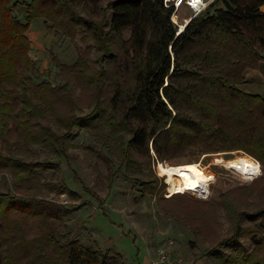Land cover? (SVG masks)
Instances as JSON below:
<instances>
[{
  "label": "trees",
  "instance_id": "trees-1",
  "mask_svg": "<svg viewBox=\"0 0 264 264\" xmlns=\"http://www.w3.org/2000/svg\"><path fill=\"white\" fill-rule=\"evenodd\" d=\"M104 1L109 19L97 21L78 12L102 11ZM18 4L25 9V23L14 14ZM263 4L264 0H216L192 16L184 5L174 10L163 0H0V134L7 131L3 119L15 95L21 98L17 125L24 128L16 134L26 148L41 147L60 158L74 129L101 131L118 153L117 171L123 170L126 181L136 183L142 195L154 196L160 206L175 199L190 203L175 189L177 193L161 197L156 179H142L151 163L175 167L180 160H188L182 164L188 165L202 155L241 151L264 169V95L241 89L245 73L264 62ZM39 19L47 30L69 41H90L99 52L96 62L102 63L94 75L86 74L83 56L88 58L89 45L72 66L60 67V73L75 68L76 79L91 83L96 92L86 115L56 117L59 133L47 125L30 129L34 124L28 120L43 119L44 109L52 107L47 99L51 83L32 86L17 76L19 71L36 70L28 59L26 33ZM178 26L183 28L179 33ZM16 85L21 93L13 90ZM241 158L255 162L247 157L232 160ZM55 171L56 163L26 162L4 155L0 148V264H125L121 254L91 249L68 233H61L65 241L60 243L51 225L49 233L34 238L20 229V221L60 222L74 210L38 197L46 188L77 200L65 185L42 182L45 173ZM225 207L233 236L204 257L214 264H264V209L249 214ZM242 222L252 224V229L244 230ZM243 234H251L247 248L239 242Z\"/></svg>",
  "mask_w": 264,
  "mask_h": 264
},
{
  "label": "rangeland",
  "instance_id": "rangeland-1",
  "mask_svg": "<svg viewBox=\"0 0 264 264\" xmlns=\"http://www.w3.org/2000/svg\"><path fill=\"white\" fill-rule=\"evenodd\" d=\"M106 2L100 4L102 11L89 13L78 9V12L83 17L97 21L109 19ZM14 14L25 23V9L21 4L14 9ZM26 36L30 42L28 59L35 63L36 70L33 73L29 70L19 71L18 78L26 84L30 81L32 86L49 81V86L53 88L47 98L53 104L52 107L44 109L45 116L39 121L28 118L34 124L30 129L38 130L47 125L59 133L56 117L86 115L93 106L96 92L91 83L76 79L75 68H66L61 73L59 69L72 66L79 52L91 45L88 58L83 57L87 64L86 74L94 75L102 67V63L96 62L99 52L90 41L84 45L79 38L69 41L47 30L41 19L29 25ZM122 37L126 40L129 32L125 31ZM252 71L257 70H249ZM252 78L255 85L248 87L250 93L263 96L264 86H260V79ZM245 88L241 86L243 91ZM13 90L21 93L22 88L16 85ZM12 94L8 91L7 95ZM20 99L15 95L10 103L8 117L3 119L7 131L0 134L1 151L8 157L26 162L58 164L59 171L45 173L42 182L65 185L77 196V200H73L66 194L43 188V193L41 191L38 196L40 199L74 210L60 222L36 225L31 221H20V229L26 232L28 238L49 233L51 225L52 229H56L54 236L60 243L65 241L60 237L61 233H68L69 237L91 249H99L108 255L121 254L125 264H151L161 249L169 254L171 262L214 264L204 257V253L218 242L233 236L234 232L225 205L249 214L264 209V169L255 159L241 151L207 154L191 161L200 169L199 194L180 192L187 198L189 206L178 199L164 201L160 206L154 196L142 195L136 183L126 181L123 170L117 171L118 153L114 152L111 138L101 131L74 129L71 140L65 145V156L60 158L41 147L23 146L16 134V129H21L17 125L19 117L16 115L20 109ZM54 100L56 102H52ZM237 157H247L255 162L246 158L232 160ZM187 161L180 160L176 164L182 166ZM166 166H170L169 163H159L158 167L156 163H151L150 172L146 170L147 176L142 177L145 181L152 178L157 180V187L162 188L161 197L162 193L166 196L177 193L167 184L163 169ZM5 177L11 185V177ZM196 203H200L201 207H193ZM260 223L264 224V218ZM240 225L244 230L252 229V224L247 222ZM250 235L243 234L239 238L246 248L250 243Z\"/></svg>",
  "mask_w": 264,
  "mask_h": 264
},
{
  "label": "bare ground",
  "instance_id": "bare-ground-1",
  "mask_svg": "<svg viewBox=\"0 0 264 264\" xmlns=\"http://www.w3.org/2000/svg\"><path fill=\"white\" fill-rule=\"evenodd\" d=\"M182 29L181 27L180 30ZM163 169L166 174L168 186L180 192L191 193L193 195L199 194L201 190V174L196 164L175 167L166 166Z\"/></svg>",
  "mask_w": 264,
  "mask_h": 264
},
{
  "label": "built area",
  "instance_id": "built-area-1",
  "mask_svg": "<svg viewBox=\"0 0 264 264\" xmlns=\"http://www.w3.org/2000/svg\"><path fill=\"white\" fill-rule=\"evenodd\" d=\"M215 1L216 0H163V4L166 8H173L174 10H176L181 5H184L191 11L192 16H196L206 10ZM171 20L174 24H176L173 18H171ZM151 264H181V262H171L169 254L161 249L157 251L156 258L151 262Z\"/></svg>",
  "mask_w": 264,
  "mask_h": 264
},
{
  "label": "crops",
  "instance_id": "crops-1",
  "mask_svg": "<svg viewBox=\"0 0 264 264\" xmlns=\"http://www.w3.org/2000/svg\"><path fill=\"white\" fill-rule=\"evenodd\" d=\"M260 10L264 12V4L260 7ZM263 55H264V52H263ZM252 76L254 77H257L259 82L258 83L260 84V86H264V62H263V65L260 67L259 70L257 71H252V72H246L245 73V80H246V83L244 84V86H246V88L244 89V92L246 93H250L251 90L249 88H252L254 84V79L252 78ZM249 87V88H248ZM248 88V89H247Z\"/></svg>",
  "mask_w": 264,
  "mask_h": 264
},
{
  "label": "water",
  "instance_id": "water-1",
  "mask_svg": "<svg viewBox=\"0 0 264 264\" xmlns=\"http://www.w3.org/2000/svg\"><path fill=\"white\" fill-rule=\"evenodd\" d=\"M182 30H183V29H182ZM179 32H181L180 27H178V33H179ZM178 33H177V34H178Z\"/></svg>",
  "mask_w": 264,
  "mask_h": 264
}]
</instances>
